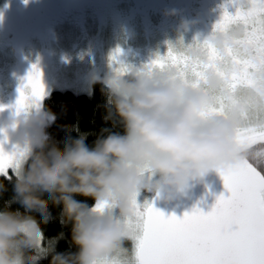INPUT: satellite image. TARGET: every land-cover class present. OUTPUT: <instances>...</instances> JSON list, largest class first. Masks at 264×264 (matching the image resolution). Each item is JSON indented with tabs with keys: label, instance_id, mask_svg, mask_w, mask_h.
<instances>
[{
	"label": "clouds",
	"instance_id": "9594fccd",
	"mask_svg": "<svg viewBox=\"0 0 264 264\" xmlns=\"http://www.w3.org/2000/svg\"><path fill=\"white\" fill-rule=\"evenodd\" d=\"M180 27L187 30V23ZM242 38L243 29L233 26L212 31L203 41L221 57L226 48H235L252 60V49L237 43ZM173 47L194 62L206 63L198 42L185 46L181 41ZM235 71L231 63H217L201 74L199 87L189 86L173 66L151 71L128 67L123 74L115 70L93 77V83L104 85L106 118L114 115L124 132L98 138L92 148L83 137L69 139L63 150L50 146L43 113L22 109L13 115L10 123L24 155L12 173L14 195L0 208V264H39L47 256L49 264H131L134 253L127 245H135L133 199L138 194L151 192L167 202L174 191L209 170L257 159L252 150L238 147L235 138L246 123L245 114L264 106V69L250 74L253 87L228 94L223 115L205 114ZM76 196L89 197L94 204ZM13 202L24 211L10 210ZM50 202L60 207L61 222L71 225L77 251L57 252L54 241L45 239L40 224L52 218ZM101 202L106 207L95 210Z\"/></svg>",
	"mask_w": 264,
	"mask_h": 264
},
{
	"label": "snow or ice",
	"instance_id": "6c2138e0",
	"mask_svg": "<svg viewBox=\"0 0 264 264\" xmlns=\"http://www.w3.org/2000/svg\"><path fill=\"white\" fill-rule=\"evenodd\" d=\"M234 2L235 14L223 12L213 32H226L240 26L243 38L237 43L252 49V60L241 57L235 48H226L221 57L214 46L204 40L198 42L205 54L204 64L192 61L170 45L166 55H157L144 66L148 71L176 67L189 86L199 87L201 74L208 68L225 62L235 65L236 71L228 76L225 88L213 98L206 115H223L228 94L238 88L253 87L255 82L250 74L264 69V0ZM118 53L119 49L110 59L115 60ZM116 71L123 74L128 67L120 66ZM218 75L223 77L224 73L220 71ZM24 79L26 82L18 89L16 113L36 106L44 95L36 65H32ZM25 88L30 90L27 94ZM245 120L236 131L235 142L242 149L252 150L257 159L217 169L230 195L217 197L211 211L205 214L193 208L181 218L165 217L150 203L140 211L133 199L136 220L131 264H264V164H261L264 160V106L246 113ZM257 145L259 148L255 147ZM23 155L24 151L18 147H14L11 154L0 149V176L9 177V170L14 173ZM105 207L106 203H97L95 210L102 211Z\"/></svg>",
	"mask_w": 264,
	"mask_h": 264
},
{
	"label": "rangeland",
	"instance_id": "374dc122",
	"mask_svg": "<svg viewBox=\"0 0 264 264\" xmlns=\"http://www.w3.org/2000/svg\"><path fill=\"white\" fill-rule=\"evenodd\" d=\"M10 1L0 0V8H4L5 4ZM97 1L93 0L87 5L78 3L65 8L58 7L57 10L52 7L45 8L40 22L43 28H46L50 33L49 36H46L48 48L44 54L33 50L29 52L28 59H25L24 53L16 48L22 49L24 44L22 34L31 30L29 16L25 12L15 19L16 23L11 24L20 34V36L15 35L14 43L13 38L10 37L8 42L11 44L7 46L8 36L0 32V109H2L0 110V149L4 152L11 154L13 148L18 147L10 118L16 114L15 104L19 96L18 89L26 82L24 78L27 76L24 73L22 80H17L19 78L13 71V55L18 54L17 57L20 56L24 61L26 73L32 69V65H36L40 72L41 83L44 87L43 98L38 101L36 106H29L27 109L29 112L43 113L47 126L52 119V114L43 108V100L51 90L70 89L74 92L90 93L93 77L103 78L109 75L106 72L108 63L116 64V61L110 59L116 50L119 49V53L116 54L115 60L120 61L127 53L126 51L130 49L129 45L126 46V50L122 46L124 38L130 34L127 27L126 30L123 29L124 24L133 16V11L126 14L129 7L117 10L109 1L103 0L98 2L101 5L99 8L101 13L94 15V18L90 20L84 19L80 13H75L76 10L81 11L85 5H89L91 9ZM63 14L70 16L69 25L57 21ZM141 16L142 18H138V22L133 26V30L136 31L133 43L135 48L140 49L137 52L139 55H144L142 49L145 51L146 48L151 52L158 49V53H166L170 45L177 46L181 41L185 46L193 44L192 40L186 36V31L180 26L174 24L172 27L158 31L148 14L143 13L142 15L141 13ZM56 22H58L57 27L59 28L55 26ZM31 43L35 44L36 40L31 39ZM24 91L27 94L30 90L25 88ZM255 147L259 148L258 145ZM9 176H13L11 170H9ZM152 194L144 191L137 195L136 202L140 206V211H143L144 205L149 203ZM127 246L131 251L134 250L131 244Z\"/></svg>",
	"mask_w": 264,
	"mask_h": 264
},
{
	"label": "flooded vegetation",
	"instance_id": "af4514ba",
	"mask_svg": "<svg viewBox=\"0 0 264 264\" xmlns=\"http://www.w3.org/2000/svg\"><path fill=\"white\" fill-rule=\"evenodd\" d=\"M93 0H11L8 2L7 8H0V32L7 35V46L11 43L8 42V38H14L15 35L20 36V34L12 27L11 24L16 23V18L20 17L22 13H26L30 20V31L23 33L24 44L22 51L24 53V58L28 59V54L30 51L38 50L39 53L44 54L47 51L46 36H49L50 31L43 28L40 18L44 15V10L47 7L55 8H65L68 5L78 4V3H91ZM103 0H98L96 4L90 9L88 6H83L82 10H76L75 13H80L82 17L86 20L94 18V15L101 13L99 11L100 4ZM111 5L120 10L123 7H129L126 14L132 12L133 16L128 19V22L124 24L123 29L130 31V34L124 38V49L126 46H130L124 54L122 60L116 61V64L108 63V68L106 72L112 74L120 66H126L134 69H139L149 64L157 55L163 56L166 53H158V49H154L151 52L148 48L143 51L144 55H139L137 52L140 49L135 48L134 39L136 38V31L133 30V26L138 22V18H142L141 13L148 14L155 24V28L160 31L163 28H169L174 26V24L181 26L182 22L187 23L186 36L192 40L193 43L201 42L205 37L212 33L214 25L218 22L223 12L227 11L229 14H235L237 10V5L234 0H107ZM239 2V0H237ZM140 10L139 12H136ZM143 11V12H142ZM58 22H65L69 25L71 18L69 15H60ZM55 26L57 27V23ZM132 25H131V24ZM131 26H130V25ZM63 25V24H62ZM139 23L137 24V26ZM13 30H12V28ZM136 26V27H137ZM59 28V27H57ZM53 29V28H52ZM51 29V30H52ZM11 31V32H10ZM13 33V34H12ZM1 38V37H0ZM31 39L36 40L35 44L31 43ZM126 50V49H125ZM18 54L13 55V71L17 80H22V74L26 73L25 63ZM112 67V68H110ZM116 67V68H115ZM12 76V74H11ZM14 77V76H13ZM12 79V77H11ZM10 79V80H11Z\"/></svg>",
	"mask_w": 264,
	"mask_h": 264
},
{
	"label": "trees",
	"instance_id": "16d2710c",
	"mask_svg": "<svg viewBox=\"0 0 264 264\" xmlns=\"http://www.w3.org/2000/svg\"><path fill=\"white\" fill-rule=\"evenodd\" d=\"M104 85L101 82L92 83L90 93L74 92L70 89H53L43 100V108L52 114L51 121L47 124L45 132L49 138V144L63 150L69 139L83 137L84 143L92 148L98 138L110 133L123 134L122 123L113 115L108 117L107 96ZM258 148V147H257ZM10 177V178H9ZM0 176V183L4 185V191L0 192V208H4L13 193L15 177ZM44 199H48L47 194ZM77 200L92 205L94 201L89 197L76 196ZM10 210L19 209L24 211L18 203H11ZM51 219L44 223L41 228L46 240H52L57 252H75L77 248L71 243L70 224L61 222L60 207L49 203ZM36 218L40 220L38 214ZM51 257L47 256L40 260L39 264H49Z\"/></svg>",
	"mask_w": 264,
	"mask_h": 264
},
{
	"label": "water",
	"instance_id": "95a60500",
	"mask_svg": "<svg viewBox=\"0 0 264 264\" xmlns=\"http://www.w3.org/2000/svg\"><path fill=\"white\" fill-rule=\"evenodd\" d=\"M220 195L227 198L230 193L220 174L216 170H209L205 175L189 181L183 189L174 191L167 202L157 199L153 193L149 203L165 217L174 215L181 218L185 213H191L193 208L208 213Z\"/></svg>",
	"mask_w": 264,
	"mask_h": 264
}]
</instances>
